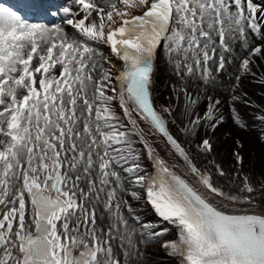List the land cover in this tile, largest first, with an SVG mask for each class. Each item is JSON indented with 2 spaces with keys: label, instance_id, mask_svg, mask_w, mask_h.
<instances>
[{
  "label": "snow or ice",
  "instance_id": "snow-or-ice-1",
  "mask_svg": "<svg viewBox=\"0 0 264 264\" xmlns=\"http://www.w3.org/2000/svg\"><path fill=\"white\" fill-rule=\"evenodd\" d=\"M71 2L75 9L50 10L62 13V23L52 26L0 5V264H129L138 249L121 209L123 203L131 214V205L120 194L140 199L132 188L142 189L155 213L178 229V239L163 247L180 264H264V201L252 195L264 192V182L254 186L248 176L237 182L236 173L231 187L216 184L169 130L181 96L186 135L223 121L220 100L211 96L202 116L194 112L200 98L188 81L214 84L213 71L234 61L238 72L255 75L253 58L264 62V0ZM97 44L109 46L121 67ZM236 44L246 55L236 53ZM158 49L179 81L172 85L177 104L159 109L152 96ZM234 119L239 123V114ZM156 135L176 165L149 143ZM137 144L152 172L140 163ZM197 148L212 150L208 139ZM229 204L252 211L228 212Z\"/></svg>",
  "mask_w": 264,
  "mask_h": 264
},
{
  "label": "bare ground",
  "instance_id": "bare-ground-1",
  "mask_svg": "<svg viewBox=\"0 0 264 264\" xmlns=\"http://www.w3.org/2000/svg\"><path fill=\"white\" fill-rule=\"evenodd\" d=\"M133 11L135 14H139L138 10ZM63 27L68 32L65 25H63ZM234 48L236 53L238 52L240 55H246L239 44L234 45ZM102 49L103 56L108 57L111 60V63L114 64L116 68H118L119 62L111 55L110 51L106 48ZM228 58L231 57L229 56ZM253 59L255 60V64L250 65V67L251 72L255 73V75L242 74L238 72L237 67L239 61H234L233 63L228 64L230 70L223 74L224 76H222L221 80H224L222 89L226 92V96L228 97L230 110L225 116L218 113L223 117V121L216 122L217 126L214 130L207 126H201L198 128L197 134L195 136H190L189 139L182 138L180 132L178 131V127L183 128L185 125H187L189 118L178 115L183 111V105L185 103L183 96H181L174 113V116H177V120L175 124L171 125V133L189 152H191L193 149H198L197 145L204 138L213 137L217 143V147L213 151V154H215L217 157H222L225 166L231 168L233 172H240L242 175H255L256 178L261 179L256 180L258 182L257 184L260 185L262 183L260 181L264 182V120L259 119V117L264 116V83L261 82V79L264 78V62H261L258 57H254ZM257 65H259V67H257ZM108 66L109 65L107 64L105 65V67ZM163 70H166L165 66H162L161 70L156 75V88L153 91L154 100L158 107L161 105L172 106L177 104L172 90V85L177 84L168 76L167 70L162 72ZM113 71H115V69H113ZM261 71L263 72L262 75L260 74ZM238 75L240 76L239 81L236 79ZM192 82L193 85L197 84L195 79H192ZM215 84L216 83H214V85ZM210 94H213V92H210ZM196 96H199L200 102L195 106L194 112L202 116L204 114L206 102L203 101V98L200 96V94L193 95V97ZM233 96L237 97L238 99L234 100ZM255 102H258L256 107L253 105ZM259 105H262L263 109H261ZM233 109H235V112H233ZM236 114H239V123H237L234 119ZM140 125L147 131V125L144 124V122H140ZM224 128L228 131H221ZM232 128H235L234 132ZM150 137L152 142L162 150L165 157L173 164H177V158H175L166 150L165 144L161 142L162 138L159 135ZM235 153H239V155L243 158L242 164H237ZM122 175L124 174L122 173ZM230 182V179L225 181V183L228 184L227 187L232 186ZM82 185L83 183L81 186ZM125 187L131 188V185L125 182ZM132 191L139 192L140 196L143 195L141 189L139 188H132ZM252 195L257 197L258 203L260 201H264V192H259ZM120 196L122 201H128V204L131 205V209L135 210L134 216L131 218L127 217L123 212L125 218L129 220V225L132 228L138 229L139 232H150L156 228L157 221L153 218L147 204H145L141 199L137 200L132 198L127 200L128 197L126 199L123 193H121ZM242 207H246L247 210L252 211L246 205H243ZM145 224L149 225L150 227H141V225ZM157 231L158 229L151 233ZM169 234L170 230L168 229V232L164 235ZM162 236L163 235L160 237ZM133 240L138 251L133 253L130 264H174L171 260H168L165 257V255L160 250L159 244L146 247L144 244L137 242L138 238H136L134 235ZM142 250H146L144 256H142Z\"/></svg>",
  "mask_w": 264,
  "mask_h": 264
},
{
  "label": "rangeland",
  "instance_id": "rangeland-1",
  "mask_svg": "<svg viewBox=\"0 0 264 264\" xmlns=\"http://www.w3.org/2000/svg\"><path fill=\"white\" fill-rule=\"evenodd\" d=\"M222 90H223V89H222ZM223 91H224V90H223ZM220 93H222L225 97H227L225 91H224V93H223V92H220ZM229 129H230V128H229ZM232 129H233V132H234V129H235V128H232ZM221 131H228V130L224 128V129H222ZM208 139H212V138H208ZM213 140H215V139H213ZM252 175H253V174H252ZM254 176H255V175H254Z\"/></svg>",
  "mask_w": 264,
  "mask_h": 264
}]
</instances>
